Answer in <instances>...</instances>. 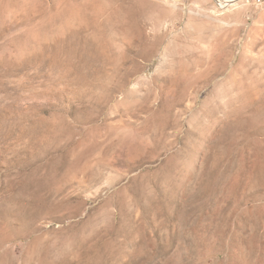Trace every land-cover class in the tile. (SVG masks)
Listing matches in <instances>:
<instances>
[{"label":"rangeland","instance_id":"1","mask_svg":"<svg viewBox=\"0 0 264 264\" xmlns=\"http://www.w3.org/2000/svg\"><path fill=\"white\" fill-rule=\"evenodd\" d=\"M0 264H264V0H0Z\"/></svg>","mask_w":264,"mask_h":264},{"label":"bare ground","instance_id":"2","mask_svg":"<svg viewBox=\"0 0 264 264\" xmlns=\"http://www.w3.org/2000/svg\"><path fill=\"white\" fill-rule=\"evenodd\" d=\"M231 1H235V0H231Z\"/></svg>","mask_w":264,"mask_h":264}]
</instances>
